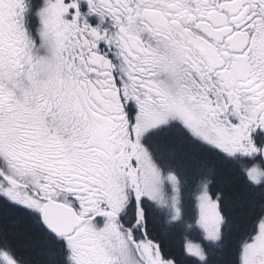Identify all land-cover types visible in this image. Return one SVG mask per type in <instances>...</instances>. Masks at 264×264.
<instances>
[{
	"label": "snow or ice",
	"instance_id": "obj_1",
	"mask_svg": "<svg viewBox=\"0 0 264 264\" xmlns=\"http://www.w3.org/2000/svg\"><path fill=\"white\" fill-rule=\"evenodd\" d=\"M0 264H264V0H0Z\"/></svg>",
	"mask_w": 264,
	"mask_h": 264
},
{
	"label": "trees",
	"instance_id": "obj_2",
	"mask_svg": "<svg viewBox=\"0 0 264 264\" xmlns=\"http://www.w3.org/2000/svg\"><path fill=\"white\" fill-rule=\"evenodd\" d=\"M157 231L163 236L168 246H174L181 240L180 233L178 232H166L161 226Z\"/></svg>",
	"mask_w": 264,
	"mask_h": 264
},
{
	"label": "flooded vegetation",
	"instance_id": "obj_3",
	"mask_svg": "<svg viewBox=\"0 0 264 264\" xmlns=\"http://www.w3.org/2000/svg\"><path fill=\"white\" fill-rule=\"evenodd\" d=\"M159 227H160V225H159V224H157V230L159 229Z\"/></svg>",
	"mask_w": 264,
	"mask_h": 264
},
{
	"label": "bare ground",
	"instance_id": "obj_4",
	"mask_svg": "<svg viewBox=\"0 0 264 264\" xmlns=\"http://www.w3.org/2000/svg\"><path fill=\"white\" fill-rule=\"evenodd\" d=\"M180 236H181V234H180ZM182 237V236H181Z\"/></svg>",
	"mask_w": 264,
	"mask_h": 264
}]
</instances>
